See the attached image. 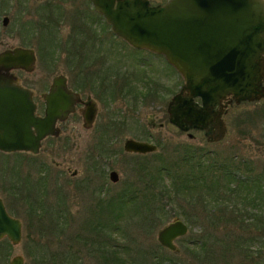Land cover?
Wrapping results in <instances>:
<instances>
[{"label": "rangeland", "instance_id": "1", "mask_svg": "<svg viewBox=\"0 0 264 264\" xmlns=\"http://www.w3.org/2000/svg\"><path fill=\"white\" fill-rule=\"evenodd\" d=\"M43 1H52L54 9L57 8L55 13L48 14L50 10L43 11V14L36 11ZM150 1L155 5L165 0ZM58 5L66 6L67 11L59 12ZM84 7L78 0H0V51L14 47L34 50L37 57L34 71H16L15 74L21 85L34 92L36 100L46 92L52 78L57 75L66 76L71 82L75 81V76H82L84 80L87 76L97 75L92 80L103 82L100 75L114 72L119 74V83L124 87L122 94H112L120 97L111 102L113 109L102 110L93 129L84 130L81 120L74 115L60 125L61 133L57 138L49 137L42 142L38 154L0 152V198L5 197L3 186L5 175H8L17 183L18 180L27 181L26 186L31 189L29 194L37 200L33 207L40 206L45 210L41 219L35 214L32 218L21 196L13 200L7 198L12 216L22 222L20 243L6 244L7 251H10L8 262L13 256L20 255L24 258V264H59L62 255L72 261L74 258L71 257H75L73 253L79 250L80 264H105L101 256L86 254L84 249L76 246L75 241L70 240L82 222L90 216L91 210H98L99 201L106 202L125 187L135 185L141 166L154 168L162 161H174V156L187 148L196 152L205 150L210 157L221 160L234 157L235 161L241 163L240 173H245V165L264 164V99L225 104L223 120L227 128L226 136L221 142L211 144L202 132L191 131L189 134L192 137H188L187 133L168 122L167 105L180 90V75L160 66L164 62L162 58L134 50L117 40L109 29L102 35L99 32L104 26L102 21H98L97 25L91 23L90 28L101 35L98 37L100 44H94L91 48L97 55H90L89 59L96 57L122 62H72L70 36L73 33L69 32L68 26L61 25L57 29L55 24L62 19L72 23L73 15L89 10ZM47 17H51V20ZM4 18L8 19L6 26L2 24ZM52 20L53 23L49 22ZM137 62H146L147 66L154 67L141 68ZM77 66L78 71L75 72ZM115 80L118 82V78ZM80 83L85 86L84 81ZM114 109L119 112L117 118L113 116ZM108 112L111 116L106 119ZM112 122L116 125L108 128ZM129 138L147 141L158 149L144 155L125 153L123 143ZM110 171H116L119 175L116 184L109 181ZM75 172L76 176L73 175ZM179 202L169 204L166 221L150 229L140 225L131 207L126 210L130 211L128 215L113 220L111 235L117 256L128 258L127 262L133 264H154L149 254V250L153 249L164 260L170 259L176 264H255L237 251L225 252L217 248L205 255L187 250L192 238L204 236L200 235V231L204 230L206 222L198 215V224L192 225L179 216L180 210L176 206ZM53 207L59 211L58 225L54 230L46 213ZM182 212H186L187 217L191 213ZM107 214L106 208L98 218H107ZM177 218L188 226V232L174 242L178 251L173 253L158 244L157 232ZM208 231H211L208 238L222 239V232Z\"/></svg>", "mask_w": 264, "mask_h": 264}, {"label": "water", "instance_id": "2", "mask_svg": "<svg viewBox=\"0 0 264 264\" xmlns=\"http://www.w3.org/2000/svg\"><path fill=\"white\" fill-rule=\"evenodd\" d=\"M112 33L136 50L162 55L183 80L181 90L167 105L168 122L188 137L202 132L208 143L221 142L227 132L224 102H258L264 99V1L263 0H167L151 6L149 0H91ZM3 26L8 24L4 18ZM36 66L34 51L14 47L0 51V152H40L48 137L60 135L58 123L73 113L77 98L64 76L52 80L42 95L45 110L38 116L32 90L20 84L16 71L31 73ZM84 116V127L94 121ZM123 151L149 154L150 143L126 139ZM112 183L117 172L109 173ZM188 232L174 219L157 232L158 244L178 251L174 242ZM20 243L22 222L10 217L0 200V239ZM10 264H24L20 255Z\"/></svg>", "mask_w": 264, "mask_h": 264}, {"label": "trees", "instance_id": "3", "mask_svg": "<svg viewBox=\"0 0 264 264\" xmlns=\"http://www.w3.org/2000/svg\"><path fill=\"white\" fill-rule=\"evenodd\" d=\"M203 151L187 148L175 155L174 161H162L154 168L141 166L136 184L125 187L106 202L99 201L98 210L90 211V216L70 240L86 254L101 256L105 264H133L127 262L128 258L117 256V249L112 244L113 220L128 215L130 211L126 210L131 207L140 225L150 229L164 223L168 216L167 206L180 200L176 205L179 216L192 225L198 224V215L206 222L204 230L200 231L204 236L192 238L186 248L191 253L199 251L206 255L220 248L225 252L242 253L255 264L264 262V164L245 165V173H240L241 163L235 161L236 158L221 160ZM26 183L13 181L12 197L21 196L29 208L28 215L33 218L35 214L41 219L45 210L40 206L33 207L37 200L29 194L31 189ZM105 207L108 217L98 218L104 214ZM182 211L192 214L187 217ZM58 212L54 207L46 211L52 230L58 225ZM210 229L222 232V239L208 238ZM149 251L154 264H176L170 259L164 260L153 249ZM73 255L72 261L62 255L59 264H80L79 250Z\"/></svg>", "mask_w": 264, "mask_h": 264}, {"label": "flooded vegetation", "instance_id": "4", "mask_svg": "<svg viewBox=\"0 0 264 264\" xmlns=\"http://www.w3.org/2000/svg\"><path fill=\"white\" fill-rule=\"evenodd\" d=\"M78 1H80L82 4L85 5L84 8H88L89 10L84 11V12L80 11L79 12L80 14L73 15L74 18L72 20V23L70 22L71 24L68 23L67 21L63 20V19L58 21L55 24V27L57 29H60V27H62L61 25L68 26L69 32L73 33L70 36V40L72 38V40H71V46H72L71 55L73 57L72 58V62H122L121 60H114L113 61V60H105V59L96 58V57H95V59H89L90 55L91 56L97 55V54L93 53V49L94 48L93 49H91V48H92V45H94V44H98V45L100 44V41H99V38H98L101 35L99 33L100 31L102 32V35H103V34H106L107 29H109L111 34L117 40H119V41H122V40H120L118 37H116L112 33L110 26L105 21V18L101 14H99L97 11H95L93 3H92L91 0H78ZM166 1L167 0H165L162 3H157L155 5L164 4ZM52 3H53L52 1L51 2H44L43 1L42 4H40L36 8V11H38L39 13L43 14V11L50 10L49 11L50 13H48V14L55 13L57 8L54 9V5H52ZM150 5H153L151 3V1H150ZM57 7H58L59 12H61V13L67 11L66 6L58 5ZM61 13L59 14V16L61 15ZM91 18H92V21H91ZM47 19L51 20V17L50 18L47 17ZM98 21H102L104 26L101 27V29H99V32H97V30L93 31L90 28L91 27V23L97 25ZM49 22L53 23V20L49 21ZM123 43H125V42H123ZM142 51H144V50H142ZM145 52H147V51H145ZM78 53H81V54L78 55ZM147 53H150V52H147ZM34 54H35V52H34ZM151 54H153V53H151ZM153 55L162 58V60L164 61V62L161 63L160 66H162V67H164L166 69L169 68L171 71L172 70L175 71L174 68L165 60V58L163 56L156 55V54H153ZM35 57H36V54H35ZM36 62H37V57H36ZM137 63L140 65L141 68H145L147 66L146 62H137ZM163 64H164V66H163ZM147 67L148 68H153L154 66L153 67L147 66ZM75 69H76L75 72H77L78 71L77 70L78 66L75 67ZM110 75H111L112 78L110 77ZM57 76H59V75H57ZM62 76H64V75H62ZM55 77H53L52 80ZM64 77L66 79L67 88L72 93H74L76 98H77V101H76L75 106H74V111H73V113H71L69 115L67 120L71 116H74V115L78 116L79 119L81 120L82 128L84 130H91V129H93L95 127L96 122H97L102 110L110 111V109H113L111 107V102H114V100L116 98H119L120 96H113L112 94L115 93V92H119L120 94H122L123 91L121 89L124 88L119 83V81H120L119 80V74L118 73L114 74V72H113V74H105V75H102V76L100 75L99 77L102 78L101 80L103 82H99V80H97V79L96 80H92L93 77H98L97 75L87 76V78H85L84 80H83L82 76H75V78H74L75 81H73V82H71L66 76H64ZM109 77L111 78V80L107 81L108 79H110ZM115 78H118V82H117V80H115ZM52 80H51V83H50L48 89L46 90V92H43L41 94L40 99L36 100L35 94L33 92V102L36 105V108H37L36 112H37V115H39V116H42L43 113H44V110H45V102H44V100L42 98V95L46 94L49 91V88H50V86L52 84ZM80 81H84L85 82V84H84L85 86H83L80 83ZM181 81H182V84L180 86V90H181V88H182V86L184 84L182 78H181ZM109 83H110V85H109ZM150 85H151V83H150ZM228 102H230L229 98L224 102V104L228 105L229 104ZM93 110L95 112V117H94V121L92 123V126L90 128H85L84 127V124H85L84 123V116L86 117V119H89L91 114H92V112H93ZM40 111L42 112L41 115L38 114V112H40ZM112 113H114L113 116L116 117V118L119 115L118 110L115 111V109L112 111ZM109 115H110V112L107 113V118L106 119L109 118ZM66 121H64V122H66ZM64 122H61V123L57 124V126H58V128L60 130V133H61L60 125L63 124ZM106 124H107V122L104 125H106ZM115 125L116 124L114 122H112V124H110L108 126V128L114 127ZM129 139H131V138H129ZM133 140H135V139H133ZM136 141H139V140H136ZM139 142L149 143L147 141H139ZM150 144H152V143H150ZM157 149H158V147H157ZM128 154H133V153H128ZM133 155H137V154H133ZM73 175L76 176V172ZM108 178H109V174H108ZM3 183H4V180H3ZM113 184H116V183H113ZM3 189H4L5 197L3 199L0 198V200L2 201L7 214L10 217H13L12 213H11V207L8 204V201L10 199H12V200L14 199L12 197V193H13V179L10 178V177L8 178V175H5V183H4ZM7 198L9 199L8 201H7ZM7 243L11 244V242L7 238L0 239V264H10V260L8 262V256L10 255V251H7V245H6Z\"/></svg>", "mask_w": 264, "mask_h": 264}]
</instances>
